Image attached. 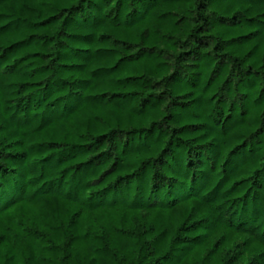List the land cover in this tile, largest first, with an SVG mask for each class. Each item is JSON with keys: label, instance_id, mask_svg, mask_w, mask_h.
Here are the masks:
<instances>
[{"label": "trees", "instance_id": "1", "mask_svg": "<svg viewBox=\"0 0 264 264\" xmlns=\"http://www.w3.org/2000/svg\"><path fill=\"white\" fill-rule=\"evenodd\" d=\"M0 264H264V0H0Z\"/></svg>", "mask_w": 264, "mask_h": 264}]
</instances>
